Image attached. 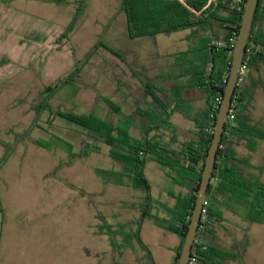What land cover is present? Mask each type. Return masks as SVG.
I'll return each instance as SVG.
<instances>
[{
  "label": "rangeland",
  "instance_id": "1",
  "mask_svg": "<svg viewBox=\"0 0 264 264\" xmlns=\"http://www.w3.org/2000/svg\"><path fill=\"white\" fill-rule=\"evenodd\" d=\"M121 0H87L82 18L68 38L61 36L75 7V0L54 3L44 0H0V138L11 142L14 135L28 127L33 116L32 105L40 101L41 90L73 69L91 46L101 39L121 59L105 47L83 66L76 84H65L50 98L56 109L79 113L95 111L111 117L100 95L120 104L125 112L141 93L139 79L160 74L161 66L170 60L165 54L187 48L189 29L153 36L129 37L126 18L119 10ZM200 44L196 40L194 44ZM129 65V67H128ZM151 68L147 74L141 68ZM165 70V69H162ZM167 70V69H166ZM156 76V77H157ZM158 81V79H157ZM182 82V81H181ZM179 80L177 83H181ZM251 116L262 124V136L250 152L242 146L238 155L247 157V173L264 183V91L255 88ZM46 110L40 115L38 128L31 138L15 146L0 168V264H139L136 255L143 251L135 239L131 247L113 248L106 234L97 232L105 220L117 225L139 215L133 206L141 191L114 182L120 166L108 155V146L99 151L75 156L88 140L84 131L61 117L51 120ZM171 122L192 128L191 121L175 115ZM258 126V125H257ZM259 129V128H258ZM260 130V129H259ZM34 140H43L40 146ZM249 148V147H247ZM0 143V157L3 154ZM175 178L173 179V175ZM157 162L148 160L145 175L151 185L154 201L152 213L166 215L164 206L174 202L170 193L183 186ZM171 175V177H170ZM235 212L242 214L238 206ZM230 208L223 207L219 227L224 243L230 249L236 241L248 236L243 264H264V221L249 223ZM102 216L101 217H99ZM248 230H245L247 229ZM126 225L125 230H130ZM140 238L158 264H169V252L176 235L157 227L146 218L140 226ZM123 244L122 237H117Z\"/></svg>",
  "mask_w": 264,
  "mask_h": 264
},
{
  "label": "trees",
  "instance_id": "2",
  "mask_svg": "<svg viewBox=\"0 0 264 264\" xmlns=\"http://www.w3.org/2000/svg\"><path fill=\"white\" fill-rule=\"evenodd\" d=\"M11 1V0H6ZM54 3H65L68 0H44ZM244 0H121L119 10L126 18V30L129 37L153 36L159 33H171L182 29L192 30L193 41L201 40L190 50L173 54L176 65L167 80L183 78V57L191 64L189 71L195 77V87L203 94L206 106L193 111L184 102L183 85L158 84L154 79L138 77L137 71L130 72L140 81L141 93L133 101L134 109L123 112L116 102L100 95L106 103L111 117L103 118L95 111L85 113L54 108L49 100L65 84L74 85L83 66L96 54L99 47H105L121 59V55L98 39L85 53L82 59L75 62L73 69L54 82L45 85L41 90L40 101L32 105L34 116L26 129L14 135L11 142L3 141V154L0 157V168L7 161L15 146L24 143L31 137V131L38 128L43 111L80 127L88 140L75 156L87 155L99 151L100 144H106L109 157L119 164L120 170L115 183L141 191L139 201L133 204L139 215L126 223L115 225L103 223L98 225L97 232L106 234L113 248L131 246L135 239L144 252L136 255L139 264H156L146 244L140 238V226L146 218L153 220L158 227L175 233L179 245L174 251L171 264H175L185 235L189 216L194 205L195 193L199 184L204 158L212 137L215 116L219 106L216 98L221 99L230 66L233 42L230 38L237 35L240 25ZM87 0H75V7L68 25L61 36L68 38L82 18ZM243 63L247 70L260 74L264 72V0H259L253 21V27L246 46ZM129 67V65H128ZM144 71V68H141ZM245 75L237 82L233 96L232 108L234 117L228 118L222 139L217 150L215 168L207 191V204L202 214L196 238L192 244L191 254L196 255V262L211 264H243L245 248L248 244L247 234L234 243L230 249L218 247L206 240L212 238L210 227L220 225L225 218L223 207L234 211V206L242 210V217L249 223H262L264 220V183L244 172L247 158L239 156L235 145L246 141L253 145L254 138H259L257 123L252 119L249 106L255 88H264V81L245 82ZM180 114L191 121L192 128H183L171 122V117ZM251 120L254 121L250 125ZM40 146H47L43 140H34ZM148 160L157 162L170 173L179 174L187 193H170L175 200L172 206H164L167 216L152 213L154 199L151 185L145 175ZM173 175V174H172ZM171 177V175H170ZM175 175H173V179ZM219 197V199L217 198ZM3 207L0 202V223L3 221ZM102 218V216L99 215ZM131 225L130 230H125ZM248 230V227L247 229ZM122 237L118 243L117 237Z\"/></svg>",
  "mask_w": 264,
  "mask_h": 264
},
{
  "label": "water",
  "instance_id": "3",
  "mask_svg": "<svg viewBox=\"0 0 264 264\" xmlns=\"http://www.w3.org/2000/svg\"><path fill=\"white\" fill-rule=\"evenodd\" d=\"M258 2L259 0H244L243 3L240 25L232 47L230 66L215 116L212 137L204 158L199 184L195 193L194 205L189 216L187 229L180 250L177 254L175 264H187L191 254L192 244L196 238L197 230L201 222L203 202L207 198L209 183L215 168L217 150L222 139L225 124L228 120V112L231 108L232 96L238 82L239 70L243 63L246 46L252 31Z\"/></svg>",
  "mask_w": 264,
  "mask_h": 264
},
{
  "label": "crops",
  "instance_id": "4",
  "mask_svg": "<svg viewBox=\"0 0 264 264\" xmlns=\"http://www.w3.org/2000/svg\"><path fill=\"white\" fill-rule=\"evenodd\" d=\"M190 30V32L187 34V36H185V38L187 39V41H188V46H187V48L186 49H184V50H181V51H176V52H172V53H168V54H165V57L166 58H168L169 60H170V63L168 64V65H165V66H161V67H159L161 70H160V74L157 76V75H155V74H153V76H151V75H147L146 77L147 78H150V79H154L155 81H156V83H158V84H160V83H168V84H172V82H175V84H181V85H183V99H184V103L189 107V108H191L193 111H198V110H200V109H202V108H204L205 106H206V103H205V98H204V96H203V94H201L200 93V91L197 89V87H195V85H194V83H195V77L191 74V73H189V71L192 69V66H191V64H188V63H186V59H189V58H187V57H183V78H179V79H176V80H167L166 78H167V76L168 75H170L171 74V72L173 71V69H174V67H175V65H176V60H175V58H174V56H173V54H176V53H179V52H184V51H186V50H190L195 44V41H193V39H192V37H191V33H192V30L191 29H189ZM175 32V31H174ZM152 69H153V67H147V68H144V73H148L149 71L152 73ZM162 69H165V70H162ZM167 69V70H166ZM130 74H131V72H130ZM131 76L132 77H135V76H133L132 74H131ZM157 76V77H156ZM245 82L246 83H248V84H251V82H253V81H256V80H259V81H264V72L263 71H261V73L258 75V74H256L255 72H251L250 71V69H248L247 71H246V74H245ZM157 79H158V81H157ZM161 80H163L162 82H161ZM178 80L181 82V83H177L178 82ZM140 84H138L137 85V89H138V86H139ZM140 87V86H139ZM256 88H262V91H264V88L263 87H260V85L258 86V87H256ZM131 90V92L133 91L134 92V95H132L131 97L135 100L136 99V95H135V89H133V87L129 84L128 85V89L127 90ZM254 94H255V91H254V93H253V98L251 99V106H249V110H250V113H251V110H252V108H253V102H254ZM133 100V101H134ZM132 104H134V102L132 103ZM120 105V104H119ZM121 106V105H120ZM122 107V106H121ZM123 108V107H122ZM132 109H134V106L133 105H131V106H128L127 107V110H125V112H130ZM175 115H180V114H177V113H175L172 117H171V119L175 116ZM252 117V116H251ZM183 119H185L184 117H183ZM253 119V118H252ZM187 120V119H186ZM189 121V120H188ZM255 122L257 123V125H258V128L260 129V133L262 134V131H261V126H262V124H261V122L259 121V120H255ZM173 123V122H172ZM254 124V121L253 120H251V122H250V125H253ZM261 125V126H260ZM189 126V125H188ZM187 126V127H188ZM191 126H192V124H191ZM256 139L257 138H254L253 140H254V143H253V145H251L250 143H248V142H246V141H243L241 144H239V145H235V150H236V152L238 153V151H237V149H239V147L240 146H242L243 148H244V151L243 152H245V150L246 149H250L249 151L251 152L252 150H253V146H255V144H258L257 142H256ZM247 147H249V148H247ZM246 148V149H245ZM240 156V155H239ZM244 158H247V157H244ZM248 160V159H247ZM244 172L246 173V174H248V175H250L249 173H247V171L245 170V168H244ZM252 176V175H251ZM253 177V176H252ZM258 180V179H257ZM183 194H186L187 193V191H186V189L183 187V190L181 191ZM218 199H219V197H217ZM174 200V199H173ZM174 202H175V200H174ZM174 202H173V204H174ZM172 204V205H173ZM171 205V206H172ZM235 213H237V214H239V215H243V214H240L239 212H235ZM162 216H166V215H162ZM264 221V220H263ZM157 226V225H156ZM158 227V226H157ZM160 228V227H159ZM211 228V230H212V238L211 239H209V240H206V242L207 243H209V242H212V244H214V245H216V246H218V247H221V248H225V249H227L228 247H230V246H228V247H223L222 245H221V243H224V240L222 239V235L220 234V230L222 229L221 227H219V225H214V226H212V227H210ZM162 229V228H161ZM162 230H164V229H162ZM164 231H166V230H164ZM167 232H170V231H167ZM170 233H172V232H170ZM173 234H175V233H173ZM176 235V234H175ZM248 237V236H247ZM221 242V243H220ZM179 245V237L176 235V240H174V241H172V244H171V247H169V248H167V251L169 252V264H171L172 263V259H173V255H174V251H175V249L177 248V246ZM245 251H246V249H245ZM245 251H244V253H245ZM153 260L155 261V263L156 264H158L157 262H156V259L153 257ZM195 264H211V263H203V262H196Z\"/></svg>",
  "mask_w": 264,
  "mask_h": 264
},
{
  "label": "built area",
  "instance_id": "5",
  "mask_svg": "<svg viewBox=\"0 0 264 264\" xmlns=\"http://www.w3.org/2000/svg\"><path fill=\"white\" fill-rule=\"evenodd\" d=\"M236 37V36H235ZM235 37L234 38H230V42H233L234 43V40H235ZM246 71H247V67L244 63H242L241 67H240V70H239V78H238V81L240 80V77L241 76H244L246 74ZM218 102L220 103V100L221 99H218ZM234 117V111H233V108H232V102H231V108L228 112V118L232 119ZM207 204V199H205V201L203 202V209H202V214L203 212L205 211L204 209V206ZM196 263V255L195 254H190V257L187 261V264H195Z\"/></svg>",
  "mask_w": 264,
  "mask_h": 264
}]
</instances>
